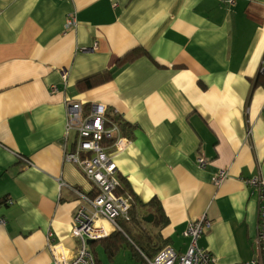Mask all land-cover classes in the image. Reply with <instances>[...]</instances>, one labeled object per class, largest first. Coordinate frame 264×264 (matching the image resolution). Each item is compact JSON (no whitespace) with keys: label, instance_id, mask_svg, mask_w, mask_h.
Instances as JSON below:
<instances>
[{"label":"crops","instance_id":"crops-1","mask_svg":"<svg viewBox=\"0 0 264 264\" xmlns=\"http://www.w3.org/2000/svg\"><path fill=\"white\" fill-rule=\"evenodd\" d=\"M263 64L264 0H0V264L80 246L74 216L95 187L63 160L67 100L103 104L130 140L113 159L142 229L181 254L204 215L198 245L218 264L256 258L259 198L243 179H264ZM154 200L163 226L144 220Z\"/></svg>","mask_w":264,"mask_h":264},{"label":"built area","instance_id":"built-area-1","mask_svg":"<svg viewBox=\"0 0 264 264\" xmlns=\"http://www.w3.org/2000/svg\"><path fill=\"white\" fill-rule=\"evenodd\" d=\"M76 24L75 14H69L66 26ZM260 74L264 75V64ZM66 79V72H62ZM53 90L56 87H52ZM73 134V146L64 144L63 160L74 163L94 184L95 194L92 197L80 195L85 204H81L74 216L71 235L80 240V246L72 257H67L60 246L54 245L52 252L54 264H96L86 241L105 238L109 231L100 221H106L113 229H120L118 218H127L133 206V197L123 190L117 167L113 159L114 153L122 151L130 140L121 133L117 121L107 113L106 107L93 103L88 113H83L82 103L66 101L65 139ZM29 164V161L25 159ZM206 159L199 155L198 164L205 165ZM226 176L221 170L216 181ZM244 183L253 187L259 198L258 224L256 239L259 247L258 256L250 261L237 264H264V179L260 175L243 179ZM77 192V191H76ZM0 223L4 219L0 218ZM210 228L206 216L190 221L183 235L188 238V246L184 253H176L170 246L162 247L155 256L143 260L146 264H218L217 259L198 245L200 236ZM50 236V233H49Z\"/></svg>","mask_w":264,"mask_h":264},{"label":"trees","instance_id":"trees-1","mask_svg":"<svg viewBox=\"0 0 264 264\" xmlns=\"http://www.w3.org/2000/svg\"><path fill=\"white\" fill-rule=\"evenodd\" d=\"M104 78L105 76H103L101 80ZM96 81L98 80L92 79V77H90L83 81V85L90 87L94 85ZM120 182L121 186H124L121 179ZM123 186L122 188H124ZM152 204L154 206V217L151 221V224L156 227L163 226L166 224L167 218L163 214L158 201L154 200L152 201ZM131 210L128 212L127 218H118V225L120 229H113L105 238L96 240V242L98 241L101 243L103 252L110 259L115 258L117 253L122 248H128L131 251L133 258H135L137 261H140L141 264H146L142 255L152 258L164 246V244L158 242L155 236L150 234L149 231L140 227L139 221H135L134 213ZM94 259L96 264H99L98 260L96 258Z\"/></svg>","mask_w":264,"mask_h":264},{"label":"rangeland","instance_id":"rangeland-1","mask_svg":"<svg viewBox=\"0 0 264 264\" xmlns=\"http://www.w3.org/2000/svg\"><path fill=\"white\" fill-rule=\"evenodd\" d=\"M93 248L95 250V258L99 264H141L140 261L132 257V253L128 248H122L113 259L108 258L103 252L100 242L97 241Z\"/></svg>","mask_w":264,"mask_h":264},{"label":"water","instance_id":"water-1","mask_svg":"<svg viewBox=\"0 0 264 264\" xmlns=\"http://www.w3.org/2000/svg\"><path fill=\"white\" fill-rule=\"evenodd\" d=\"M152 217L153 216L151 214H149V215H147V216L144 217V220L151 221L152 220Z\"/></svg>","mask_w":264,"mask_h":264}]
</instances>
